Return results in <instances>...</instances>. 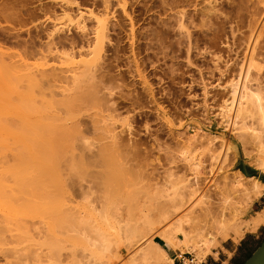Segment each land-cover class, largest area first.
Returning <instances> with one entry per match:
<instances>
[{
	"label": "rangeland",
	"instance_id": "obj_1",
	"mask_svg": "<svg viewBox=\"0 0 264 264\" xmlns=\"http://www.w3.org/2000/svg\"><path fill=\"white\" fill-rule=\"evenodd\" d=\"M242 91L249 93L243 99L249 109L236 117ZM261 107L264 0H0V218L8 208L7 217L13 214L14 218L13 224L11 217L10 221L0 219L6 222L0 223V229L7 228L8 235L9 230L20 232L25 239L17 244L20 253L33 248L32 228L30 233L20 228L29 208L22 209V214L8 207L16 189L32 183L54 188L45 205L30 206L33 218L39 212V217H50V224L56 222L51 224L55 231L45 216L40 218H45L50 232L73 228L77 213L75 208L74 215L70 213L68 197L82 179H91L101 170L98 160L99 167L93 160L80 165L81 135L86 133L88 141L96 138L89 141L96 144L100 131L110 134L112 126L122 132L120 140L132 139L139 148L137 152L127 145L130 150L124 145L120 151L107 149L112 164L110 169L102 168L136 183L150 180L153 192L166 182L180 185L183 178L194 179L198 172L202 177L209 175L213 167L216 171L222 167L231 176L241 172L249 187L253 181L249 177L264 183L252 135L253 129H264ZM97 122L102 127L95 132ZM152 168L162 169V174L169 171L165 182L161 177L147 178ZM243 190L237 197L246 195L248 189ZM259 197L239 216L254 215ZM54 201L60 203L59 210ZM62 204L70 211L62 210ZM46 209L55 217L44 213ZM29 214L27 219L32 218ZM120 236L125 238L116 239L114 250L121 255L114 263L121 261L115 264L150 263L140 254L146 240L132 252L125 234ZM151 236L171 259L179 250L199 257L189 246L174 248ZM123 238L128 241V245L123 242L126 247L120 242ZM1 240L0 247L7 250L8 244ZM51 241L46 243L50 249L57 244ZM77 242L70 243L78 246ZM232 242L238 241L217 236L211 251L199 258L209 262ZM1 259L0 263L8 264ZM170 262L165 264H173V259Z\"/></svg>",
	"mask_w": 264,
	"mask_h": 264
},
{
	"label": "bare ground",
	"instance_id": "obj_2",
	"mask_svg": "<svg viewBox=\"0 0 264 264\" xmlns=\"http://www.w3.org/2000/svg\"><path fill=\"white\" fill-rule=\"evenodd\" d=\"M234 91L235 95L237 93V90L234 89ZM248 95L249 93L246 91H242L241 93H239L237 99L238 103L235 107L236 117L248 111L249 106H247V104H245L243 100ZM234 102L235 96L230 103V108L234 107ZM260 115L262 120H264L263 107H261ZM237 123L238 122L234 121V126ZM100 126L101 125H99L98 122L97 124H94V131L96 132V130L100 129ZM113 128V126L109 128L108 132H110V134L106 133L105 136L103 135L102 131H100L101 134H99V132L97 131V133L95 134H97V136L99 134V140L97 139L98 142L96 144L95 142H93L94 144H90L89 141L92 142L94 138H90L91 140L88 141L86 137L89 138V136H87L86 133L85 135H81L80 140H82L78 149L80 151L78 153V155L80 154V165L85 166L88 160H91V163L93 160L95 166L97 164H101V167L97 165V167H99V169L101 170H99L97 174H94L91 179H82L76 185L77 187L75 186V193H73V195L71 194L68 198H71L72 202L76 198L77 200L79 199L78 201L76 200L77 203L74 201L77 205L73 204V206L71 201V205L70 203L69 205H67V200H64L66 202L64 203L65 205L70 206V208L72 207L71 211L69 208L70 213L75 208L74 211L77 214L75 212L74 213L76 215H74L73 212L71 213L77 218L76 224L74 223L75 226L72 228L71 226L73 225H69L71 229L69 228L67 230L64 228V231L59 230L58 232H50V228L49 230L47 229L48 227L46 228L47 223H45L44 221L45 218L47 219L44 213L48 214L49 210L47 211L46 209L47 212L44 210L45 212H42V214L44 215L40 214L41 217L45 216L44 220L43 218L40 219L41 217L38 216L41 212H37L38 217L34 215L36 219L38 218L39 221H36V219L33 218V214H31L30 211H32V206L38 205L39 207V204L43 202L45 205V201H47L50 196H53L52 194H54V188L40 183L21 185L20 187H18V189H16L17 194H15L14 197L12 196L13 199L9 198L11 203H9L10 206L8 207H13L12 209L17 213L23 212L24 214L25 212L22 211V209L28 211L29 208V217L31 215L33 219L31 217L30 219H27L28 214L25 215L26 219H24V217L20 215L24 220H21L20 222L22 226L18 224L19 221L17 222V225L20 226V228L23 227L25 229L24 231L28 230V232L30 230L29 228H32V231L30 232H32L31 234H33L34 236L31 235L33 238L30 237V239L32 238L34 240H32L34 245L36 244L37 246L35 247L34 245H32L33 248H30V250L33 249V251L31 252L30 250H28L29 252L26 251L25 253L24 251L23 253H20V251H18L20 248H18L19 245L17 244H21L25 241V239L20 236V232L16 234V230H13V228L15 229V227L11 224L10 229L15 231V233L9 230V235L6 234L7 228L5 226H2L3 224H6V222L2 224V221L4 219H9L13 215L12 214L9 218L7 217L8 215H10V208H8V212L4 210L1 214L2 216L4 215L7 218L2 217L3 220L0 218L2 220H0V223L2 224L1 226L6 228V230L0 229L3 232L1 233L0 231V233L2 234V237L0 235V239H2L1 242L4 241L5 245L8 244L7 250H4L0 247L2 249L0 250V260H2L1 258H3L5 260V263L7 262L8 264H18V262H21L22 264H113L115 259L119 258L118 254H120L118 253L119 250H116L118 254H116L114 250V245L117 243L116 239H118L119 241V237H124L120 235L125 234V240L129 241V247L132 248V252L135 245L141 242L143 244L146 240V243H144L142 246L140 245L141 256L145 259L146 262H150L149 264H165L168 261H172V259L166 253L164 248H161L159 246V243L157 241L150 238L152 234H155V236H159L162 240L166 241L174 248L182 249L183 246H189L192 249L197 250L198 256L202 257L205 256L209 251H211L212 246L216 243L217 236H221L223 239L232 236L236 241H239L242 237H244V234L246 232L255 231L262 223H264V210L256 211L254 215L245 219L239 216L242 211L248 208L251 202L259 197L264 191V183L256 179L255 177H249L253 179V181L251 182V187L247 186V184H245L246 182H244V180L241 178L243 176L241 172L240 174H234V176H231V174L229 175L227 172L223 171L222 167L221 170L219 169L218 171H216L217 169L213 170V167L212 170L210 169L211 172L209 175L202 177L203 175L200 176V172H198L199 174H197L199 176L196 175L194 179L183 178L180 185H178V183L174 184L166 182L163 188L157 189L156 192H153V190H151L152 184L149 183L150 180L136 183L130 178H119L117 174L113 172V170L106 171L104 168L107 169L112 164L111 160L107 159L106 157L108 151H120L121 147H123V149H129L128 147H130L132 148V150L135 149L134 151L137 152L138 147V143L134 140L131 141V138V140L128 141H123V139L120 140L119 136L122 135L120 134L122 132H115ZM80 133H82V131ZM240 134L241 133H239V135ZM252 135L256 142L255 150L259 154L256 162L258 166L261 165L264 168V129L260 132H256L255 129H253ZM94 136L97 137L96 135ZM94 140L96 141V138ZM123 145H127L128 147L125 146L124 148ZM229 148L230 145L228 144L227 149ZM107 149L109 150L107 151ZM87 150L90 151V158L88 157ZM97 160L99 163L97 162L96 164L95 161ZM103 166L105 167L102 168ZM168 172L169 171L167 170L166 173L168 174ZM166 173L162 174V169L160 171L157 168H152L147 178L154 179L157 177H161L165 182L167 177ZM242 189H248V192L246 191V195L242 198H239L237 197V195L239 192L241 193ZM54 203L55 207H60V203L59 205H56V203L58 204V202L54 201L52 204ZM147 203H149V205H147ZM64 204H62L63 207ZM47 205L48 204H46V206ZM30 206L32 208H30ZM67 206L62 210L66 209ZM154 209L156 210L155 214L151 212ZM13 210L12 213L14 212ZM67 210L68 209H66V211ZM54 213H57V209L56 212L54 211ZM51 216L55 217V214ZM16 218L17 216L15 217V220L17 221ZM21 218H19V220ZM13 219L14 218H12L11 221L9 219L8 221L12 222ZM48 219L47 222L49 225L50 220L52 219L50 218L49 221ZM55 223L56 222H54V224ZM51 224L49 226H51ZM67 224L68 223H66V225ZM159 225L162 226H160V229L158 228ZM58 227L59 225H57V228ZM61 227L62 225L60 226V228ZM54 229L52 228V230ZM20 230L21 229H19V231ZM33 231L35 232V234L33 233ZM18 234L20 237L18 236ZM124 238L122 241L120 240V242H126L124 241ZM73 239H76V241L80 242H77L79 244L78 246L76 244L73 245L75 241L73 243H70L73 241ZM49 240H52L51 242L54 241L55 243H57H54L56 246L53 244L55 247H53L52 249H50L51 247L46 244ZM128 241L126 242L127 245ZM61 242H67L66 244L68 245L70 243V246L66 244L60 245ZM123 245L125 246L124 243ZM138 246L139 245H137V247ZM23 249H26V247H23ZM117 249H120L119 246ZM135 253L136 252H134V254ZM137 254L138 255L136 256H139V253ZM199 257L197 258L201 260ZM134 258L135 257H133V260H135L136 262L137 257L135 259ZM143 258L139 259L142 261ZM139 259H137V261H139ZM123 260L124 259H122V261ZM119 261L117 260V262ZM141 261L140 263L145 262Z\"/></svg>",
	"mask_w": 264,
	"mask_h": 264
},
{
	"label": "crops",
	"instance_id": "obj_3",
	"mask_svg": "<svg viewBox=\"0 0 264 264\" xmlns=\"http://www.w3.org/2000/svg\"><path fill=\"white\" fill-rule=\"evenodd\" d=\"M258 211L264 210V194L257 200ZM262 236L261 240L260 237ZM264 239V223L257 230L248 231L238 242H232V245H223L216 253L211 256L209 262L204 264H243L249 256L255 251ZM236 256L238 257L236 259Z\"/></svg>",
	"mask_w": 264,
	"mask_h": 264
},
{
	"label": "built area",
	"instance_id": "obj_4",
	"mask_svg": "<svg viewBox=\"0 0 264 264\" xmlns=\"http://www.w3.org/2000/svg\"><path fill=\"white\" fill-rule=\"evenodd\" d=\"M173 264H204L194 253L186 251H176L173 256Z\"/></svg>",
	"mask_w": 264,
	"mask_h": 264
},
{
	"label": "water",
	"instance_id": "obj_5",
	"mask_svg": "<svg viewBox=\"0 0 264 264\" xmlns=\"http://www.w3.org/2000/svg\"><path fill=\"white\" fill-rule=\"evenodd\" d=\"M243 264H264V239Z\"/></svg>",
	"mask_w": 264,
	"mask_h": 264
},
{
	"label": "trees",
	"instance_id": "obj_6",
	"mask_svg": "<svg viewBox=\"0 0 264 264\" xmlns=\"http://www.w3.org/2000/svg\"><path fill=\"white\" fill-rule=\"evenodd\" d=\"M250 256H251V255H250ZM250 256H249V257H250Z\"/></svg>",
	"mask_w": 264,
	"mask_h": 264
}]
</instances>
